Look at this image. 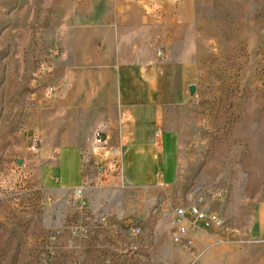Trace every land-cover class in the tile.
I'll list each match as a JSON object with an SVG mask.
<instances>
[{
    "label": "rangeland",
    "instance_id": "1",
    "mask_svg": "<svg viewBox=\"0 0 264 264\" xmlns=\"http://www.w3.org/2000/svg\"><path fill=\"white\" fill-rule=\"evenodd\" d=\"M22 1L0 0V204H8L9 219L49 220L58 233L68 221H117L128 234L132 226L140 227L136 237L129 234L137 245L136 264H209L210 248L222 230H190L175 244L171 209L186 206L190 196L201 199L208 212L234 204L239 211L233 218L247 226L251 207L264 200V0H164L169 12L190 14L186 31L168 37L164 55L192 61L195 91L188 105L190 126L181 135L177 182L141 189L127 186L117 166L106 167V149L119 144L120 128L105 127L109 117H117L114 100H105L104 116L91 100L98 115L74 121L68 116L72 84L60 86L50 78L49 68L68 65V55L77 53L68 52V45L79 43L80 36L68 40V30L80 28L79 20H68L66 0ZM146 1L154 5L156 0ZM58 97L63 98L52 107L57 109L52 117L39 113ZM97 129L106 135L105 144L94 142ZM68 143L82 146L86 177L102 164L103 178L90 179L78 195L40 190L32 163L38 147ZM7 248L9 264H41L40 245L10 238ZM63 254L56 264H67Z\"/></svg>",
    "mask_w": 264,
    "mask_h": 264
},
{
    "label": "crops",
    "instance_id": "2",
    "mask_svg": "<svg viewBox=\"0 0 264 264\" xmlns=\"http://www.w3.org/2000/svg\"><path fill=\"white\" fill-rule=\"evenodd\" d=\"M79 1L66 0L68 20L74 17L80 23V28L68 30V40L80 36L79 43L68 45V52L77 53L68 55V65L48 69L53 84H72L68 116L77 121L95 113L94 106L90 109L91 100L97 102L95 108L100 107L102 115L105 100L113 99L117 117H109L111 122L105 127L116 124L120 128L122 181L132 188H168L178 180L181 135L190 126L188 86L195 66L192 61L172 60L164 52L169 51L168 37L186 31L190 14L169 12L164 0H156L154 5L146 0ZM16 2L23 4L22 0ZM153 48H160L161 54H154ZM55 69L59 70L56 77ZM89 86L96 87L95 91L89 93ZM62 98L49 101L39 113L52 117L57 110L52 107ZM83 162L82 146L76 143L39 146L32 161L41 181L39 189L75 191L82 186ZM8 208L7 203L0 204V264H9L4 252L10 238L12 243L40 245L41 264H56V258L63 260L62 252L67 264H136V242L117 221L83 225L68 221L65 231L58 233L49 220L9 219ZM238 211L228 203L215 208L224 217V227L216 233L219 240L210 248L209 264H264V200L251 207L247 226L237 220ZM81 227L86 230L85 238L77 232ZM32 264H36L34 260Z\"/></svg>",
    "mask_w": 264,
    "mask_h": 264
},
{
    "label": "built area",
    "instance_id": "3",
    "mask_svg": "<svg viewBox=\"0 0 264 264\" xmlns=\"http://www.w3.org/2000/svg\"><path fill=\"white\" fill-rule=\"evenodd\" d=\"M155 54L159 56L161 54L160 48L156 49ZM53 88L48 87L47 92H52ZM156 133H160V129L156 130ZM94 142L98 144H105L106 143V135L100 130L97 129L92 134ZM123 145L121 142V138L119 137V144L117 146H110L106 149L108 151L106 154L109 155V160L107 162L106 167H115L117 166L119 170V161L120 156L122 153ZM31 150H36L35 144L31 146ZM106 167L98 166L95 168L94 173L90 179L95 181L94 183H99L104 176ZM88 177L84 174V162H83V180L82 186L76 189L74 192L78 195L84 186L88 184L90 181ZM213 197L218 196L215 193H211ZM191 198V199H190ZM187 200L186 206L176 207L171 209V219L170 225L172 228L171 232V241L175 244L181 243L183 237L190 231V230H202L205 231L210 228L221 229L223 226V219L214 212L205 211L202 207L201 199L199 201H193L192 197L190 196ZM78 234L81 238L86 237V230L85 228L81 227L78 228ZM141 232L140 227L132 226L129 229V234L132 237H136Z\"/></svg>",
    "mask_w": 264,
    "mask_h": 264
},
{
    "label": "water",
    "instance_id": "4",
    "mask_svg": "<svg viewBox=\"0 0 264 264\" xmlns=\"http://www.w3.org/2000/svg\"><path fill=\"white\" fill-rule=\"evenodd\" d=\"M194 91H195V89H194V86L193 85H189L188 86V93H189V95H194ZM17 164H20V161H17L16 162Z\"/></svg>",
    "mask_w": 264,
    "mask_h": 264
}]
</instances>
